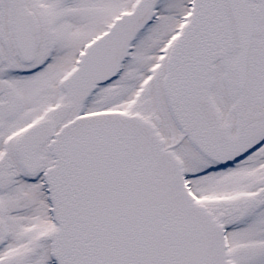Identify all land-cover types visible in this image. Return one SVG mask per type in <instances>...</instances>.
I'll list each match as a JSON object with an SVG mask.
<instances>
[{
	"label": "snow or ice",
	"instance_id": "snow-or-ice-1",
	"mask_svg": "<svg viewBox=\"0 0 264 264\" xmlns=\"http://www.w3.org/2000/svg\"><path fill=\"white\" fill-rule=\"evenodd\" d=\"M0 264H264V0H0Z\"/></svg>",
	"mask_w": 264,
	"mask_h": 264
}]
</instances>
